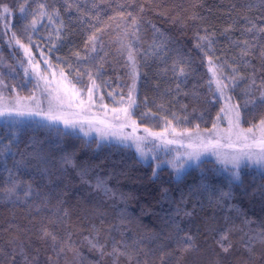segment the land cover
Here are the masks:
<instances>
[{
  "label": "trees",
  "instance_id": "1",
  "mask_svg": "<svg viewBox=\"0 0 264 264\" xmlns=\"http://www.w3.org/2000/svg\"><path fill=\"white\" fill-rule=\"evenodd\" d=\"M40 2L0 0V10L5 5L10 9L12 15L8 19L12 31L17 33L22 42L28 43V35H31L36 59H40V51H43L52 62L53 69L49 72L55 71L58 75L60 68H63L69 79H72L77 69H89L95 73L103 65L97 80L101 88L95 94L97 104L94 109L97 113L102 109L97 106L100 104V95L109 104L113 102L108 96L109 91H114L116 100H119L120 94L126 98L128 87L132 84L126 62L127 52L120 50L118 42L123 37L125 27L131 24V17L123 21L118 14L123 12L127 17L131 12L140 18V40L135 44L140 50L137 54L139 74L136 81L138 106L132 116L140 127V133H143L144 127L162 131L165 124L162 117L172 119L173 112L180 117L179 121L174 120L177 131L186 128L194 130L196 125H199L200 132L212 128L225 100H221L219 94L213 96L209 91L211 74L207 70V59L195 47L198 35L214 34V57L220 58L217 62L236 64L241 76L245 77L238 81V86L226 93L233 97L232 103H242L244 91L254 71L257 83L264 75V61L260 58L264 36H257L252 41V34L243 31L249 26V21L257 25L264 24V5L260 4V0H68L72 3L70 10L66 0H43L48 5V12L57 9L59 19L64 22L59 40L55 35L58 22L57 25H49L46 18L35 32L22 31V25L30 22L31 16L24 20L20 6L26 4L31 11ZM141 7L144 8L142 13ZM97 13L98 20L95 19ZM0 15H3L2 11ZM89 25L104 29L98 34L103 48L98 44L97 52L89 53L95 57L94 60H77V52L81 57L86 55L85 40L94 31ZM152 25L159 29L155 41L167 44L159 55L149 48L154 42ZM10 36L11 32L4 35L0 30V57L3 58L0 78L8 85L3 89V95L9 101L16 96L22 101H29L28 97L36 92V80L25 82L19 63L24 59L23 51L14 43L9 46ZM242 39L257 44L252 50L253 54L246 58L247 66L240 61L242 45L232 44V41ZM53 42L56 47L49 53ZM164 52H167L166 58ZM178 55L191 61L189 75L180 78L179 91L176 90L178 81L171 71L172 62ZM233 57L236 59L233 60ZM24 62L26 65V60ZM9 65L15 66L16 72L11 73ZM68 65H71L70 69ZM41 67H45L42 62ZM226 71L231 73L227 65ZM82 83H88L87 76L83 77ZM13 87L16 88L15 92L12 91ZM211 88L214 90L215 84ZM45 105L46 102L41 107L47 110ZM144 112L156 115L142 118ZM185 115L189 117L187 121L183 120ZM261 115H264V108H249L242 127H249ZM18 119L27 123L41 118L33 116ZM221 124L223 120L218 122V126ZM57 126L63 129L62 124ZM8 134L5 118L0 117V150L8 144ZM168 138H172L170 132ZM33 139L43 141L44 149L49 152L52 163L46 175H42L36 167L37 162L27 156L31 149L26 146ZM98 139L95 132L87 138L78 130L72 135L60 136L54 131L32 125L24 128L14 142V155L6 153L0 156V264H11L10 254L14 251L19 253L21 249L30 260L32 257L37 258L33 264H113V257H101L85 240V237L95 238L97 234L101 243L107 242L109 252L116 240L123 238L131 244L134 240L142 239L143 243L138 246L142 249L138 252L139 264H264V240L259 237L264 232V174L261 171L242 165L240 180L231 184V197L217 201L219 190H229V174L216 161L201 159L177 178L166 163L167 156L159 154V160L148 158L144 161L134 146L126 147L110 138L101 140L98 145ZM56 145L60 148L57 149ZM64 151L72 154L75 167L62 165L60 157ZM22 159L25 162L18 165L16 162ZM157 164L160 166L153 176V168ZM81 169H87V176L83 179L79 174ZM97 178L106 181L108 188L116 193L115 199H108L95 190ZM13 179L20 182L19 188L16 195L8 198L2 190ZM202 182L217 190L211 200L209 192L197 191ZM28 184L32 185V190L29 196H25ZM177 208L181 209L179 216L175 215ZM122 209L126 210L131 221L124 237L111 227L118 223L117 214ZM183 212H192L193 215L185 216ZM173 217L184 230L181 235L186 232L193 237V249L182 252L174 238L168 239L172 233L168 221ZM57 218L61 219L55 225L49 223L50 219ZM43 226L55 230L61 240L67 239L68 233H71V247L74 250L69 251L65 247L58 254V249L64 245H57L54 250L50 240L41 239L40 229ZM225 231H229L226 243L232 245L227 253L222 251L217 242ZM249 236L254 238L249 240ZM136 256L134 253L131 262L128 257H120L119 264H137ZM16 264H23L20 255L16 256Z\"/></svg>",
  "mask_w": 264,
  "mask_h": 264
},
{
  "label": "snow or ice",
  "instance_id": "2",
  "mask_svg": "<svg viewBox=\"0 0 264 264\" xmlns=\"http://www.w3.org/2000/svg\"><path fill=\"white\" fill-rule=\"evenodd\" d=\"M67 8L70 10L72 8V3L66 0ZM260 4L264 5V0H260ZM95 7V4L93 5ZM48 5L41 0L35 9L31 11L28 10L26 4L20 6V13L22 18L27 20L28 16H31V20L28 23L22 25V31L24 33L35 32L37 26L43 19H47L49 25H57L55 30V35L57 40L62 36L61 29L64 27L63 20L59 19V11L53 9L52 12H48ZM79 11V8H77ZM3 15H0V30H2L4 35L11 32L9 37V46L11 47L14 43L19 49L23 51L24 59L20 60V66L23 68L25 82L30 80H36L35 88L37 91L41 89V84L43 85L42 95H45L48 100L47 110L40 106V101L37 100L36 92L34 91L31 96L28 97L29 100H36L35 107H29L27 104L22 102L19 96L15 97V103L9 104L4 101L6 98L3 95V89L7 88L8 85L5 83L3 78H0V117L5 118V125L9 129V134L6 137L8 139V144L3 146L0 150V156H4L6 153L13 154L12 148L14 142L17 140L20 133L24 128L31 127L34 125L36 128H45L49 132H56L57 135L66 136L76 133L78 130L83 137L87 138L90 133L95 132L97 137V144L99 145L101 140H107L109 137L114 138L117 142L123 144L126 147H135V151L141 160L147 161L149 155L151 154L152 160H159V154L164 153L165 156H171L166 163L173 169V172L177 178L182 177L186 173L187 162L199 161L201 157L205 154H211L215 157L216 164L223 166V171L228 173L229 190H219V196H216L217 201L228 199L231 197V184L240 180V169L241 166L245 167H255L257 170L264 174V115H261L260 119L256 122L250 123L247 128L242 127V121L244 119L245 113L251 109L264 108V75H261L260 82L257 83L255 71L251 75V82L244 91V100L242 103H232L233 97L231 95H226L238 86V81L245 79L241 76L236 64H229L227 61L220 62L219 57H214V34L198 35L196 38L195 47L200 49L204 53L208 63V72L211 74V79L208 81L209 91L212 92L213 96L219 94L221 100H225L224 105L220 108L217 113L216 119L213 121L212 128L208 129L209 135L207 137L200 134L199 125H196L194 130L184 129L183 131H177L174 126V120L179 121L180 117L176 116V113H172V119H167V117H162L165 124L162 131H153L149 127H144L142 129L144 135H137L140 131V127L132 116L135 115V108L137 105L136 100V81L138 79V64L137 54L139 49L136 48L135 44L140 40V18L133 16L131 12L127 14V17L123 12L118 15L121 20L127 21L128 17H131V24L125 27L123 32V37L119 39L120 50H126V62L130 69V77L132 79V84L128 87L127 97L120 94L119 100H116V95L114 91H109L108 96L112 98L113 102L118 107H113L111 112L113 113L112 121L108 119H98L94 115H88L91 109L96 106L97 100L95 94L100 91L101 86L97 83L100 75V69L103 67L101 64L97 68L96 72L89 69L81 71L76 70V76L69 79V75L65 74L63 68L59 70V79H57V73L52 71L51 79L48 76V72L53 69L52 62L46 58L45 53L40 51V59L37 60L33 55L31 35H28V43L22 42L18 38L17 33L12 31V25L8 17L12 15L10 9L5 5L2 10ZM144 8H140L142 13ZM115 17H110L114 19ZM95 19H99V13L96 14ZM264 19V18H262ZM90 28H94V31L88 35L85 40V52L86 55L81 57L77 52L75 55L77 60H94L95 57L91 56L89 53L97 52V45L103 48V42L101 40L99 33L104 31L103 28L95 27L94 25H89ZM119 28L120 25H117ZM154 30V42L153 45H149V48L153 50L154 54L159 55L167 47V44L163 41L157 43L155 41V34L159 33V29L152 25ZM131 29V31L129 30ZM247 34H252V41L257 39V36H264V24L257 25L249 21V26L244 30ZM51 36V33H50ZM50 38V37H49ZM234 46H240V61L246 66L248 65V60L246 59L252 55V50L257 47V44L249 41L248 39H242L237 41H232ZM56 47V43L53 42L52 48L49 49V53ZM167 57V52H164V58ZM260 58L264 61V45L260 46ZM59 59V58H57ZM236 58L233 57V60ZM26 60V65L25 61ZM3 62V58L0 57V63ZM41 62L45 66L41 67ZM226 65L231 68V73L226 71ZM9 70L11 73L16 72L15 66L9 65ZM58 67V65H57ZM69 69L71 65H68ZM191 70V61L185 59L183 56L178 55L176 59L173 60L171 71L174 77L177 79L176 90L181 89L180 78H187ZM264 72V69H262ZM87 76L88 83L83 84V77ZM215 84V89L211 88V85ZM78 85H81L78 87ZM12 91L15 92L16 88L13 87ZM86 93V99L84 98ZM258 93V94H257ZM104 96H99L100 107L104 109L105 115L108 112V105L103 103ZM65 109H75V111H65ZM155 113L144 112L141 117H155ZM40 117V120L29 121L27 123L21 121L18 118L22 117ZM189 117L185 115L183 117L184 121H187ZM225 120L227 122L226 129L218 128V122ZM62 124L63 129L59 128L57 125ZM126 128H131V132H125ZM171 133L173 138H168V133ZM177 137L186 138L177 139ZM226 140V144H222L221 141ZM131 141V144L128 142ZM43 141L33 139L32 143L26 147L31 149L27 152V156L37 162L36 167L42 175L49 173V165L52 161L49 158V152L43 147ZM178 145L179 148H173L170 146ZM57 149L60 148L59 145L55 146ZM229 149L228 151H222L221 149ZM179 149H184L185 151L180 152ZM175 152V155H171ZM25 161H17L16 163L23 164ZM60 162L64 167L72 166L75 167L72 154L64 151V154L60 157ZM164 163V161H161ZM159 164L153 168V176L157 174V168ZM190 167V165H188ZM80 176L83 179L87 176V169H81ZM9 175L12 176L13 173L9 170ZM20 182L12 180L2 191L3 195L11 198L16 195L19 188ZM95 190L103 193L108 199H115L116 193L108 188L106 181L97 178L94 185ZM32 185L28 184V188L24 195L29 196L31 194ZM167 190H165L166 192ZM197 191H206L210 193L209 199L211 200L213 196L216 195V189L210 188L207 183H201ZM19 199V197H17ZM37 211H39V206H37ZM181 214V209L177 208L176 216ZM67 215V212L64 213ZM185 216L193 215L192 212H183ZM118 223L112 225L111 227L120 232L121 237H124L128 231V225L131 223L129 220L126 210L122 209L117 214ZM50 219L49 223L55 225L58 220ZM168 223L172 227V233L169 235L168 239H175L177 247L182 252H187L194 248L193 237L184 233V230L180 227V224L173 217L170 218ZM247 223V221H246ZM230 231V230H229ZM229 231L222 232L219 240L217 241L223 252L227 253L232 247L231 244L226 243L229 238ZM41 239L45 241H51L54 250L57 249V245H64L58 249V254L65 250V247L69 251H73L71 245V233H68L67 239L61 240L57 232L50 229L48 226H43L40 229ZM261 240H264V232L259 234ZM249 240L254 237L249 236ZM85 240L89 246L100 253L101 257L111 256L113 257V264H119L120 257H128L129 261L133 258L134 253L137 254V264L138 252L141 251L138 246L143 243V240H134L131 244L125 239L116 240L113 244L111 251H107V242L101 243L99 235L95 238L85 237ZM20 255L23 260V264H33L37 258L32 257L30 260L27 255L24 254L23 249L19 253L15 251L10 254L11 264H16V256ZM163 260V256L161 257Z\"/></svg>",
  "mask_w": 264,
  "mask_h": 264
},
{
  "label": "rangeland",
  "instance_id": "3",
  "mask_svg": "<svg viewBox=\"0 0 264 264\" xmlns=\"http://www.w3.org/2000/svg\"><path fill=\"white\" fill-rule=\"evenodd\" d=\"M48 74V76H49V78L51 79V75H52V73L51 72H48L47 73ZM57 79H59V75H57ZM34 83L36 84V82L34 81ZM42 91H43V85L41 84V89L39 90V91H37L36 90V97H37V100H39L40 101V106H43L44 107V102H46V105L45 106H47L48 107V100H47V97L45 96V95H42L41 93H42ZM6 98V97H5ZM86 99V98H85ZM5 103H9V104H14L15 103V99H12V101H9V98H6V100L4 101ZM23 103H25V104H27V105H30V107H35V105H36V100H26V101H22ZM103 103L104 104H107L108 105V112H107V115H105V112H104V109L102 108V107H100V104H98L97 106H98V108L100 107V108H102L101 110H100V113H97V111H96V109H94V108H96V107H93L92 109H91V112H89L88 113V115H94V116H96L98 119H108L109 121H112V117H113V113L111 112V109L113 108V107H118L119 105H117V104H115L114 102H111V103H105L104 101H103ZM223 105H224V102H223ZM65 111H75V109H65ZM218 128H220V129H226L227 128V122L225 121V120H223V124H221V125H219L218 126ZM126 133L127 132H131V128H126L125 130H124ZM200 134L201 135H203V136H205V137H207L208 135H209V133H208V131L207 132H200ZM137 135H144L143 133H140L139 131H138V133H137ZM110 139H114V138H112V137H109ZM173 138V137H172ZM171 139V138H170ZM178 139V138H177ZM179 139H185V142H186V138H179ZM221 143L222 144H226L227 143V141L226 140H222L221 141ZM128 144H131V141H129L128 142ZM171 147V146H170ZM174 148V147H173ZM175 148H179V146L178 145H176L175 146ZM222 151H228L229 149H221ZM179 151L180 152H183V151H185L184 149H179ZM162 156H165L164 155V153L162 152V153H160ZM171 155H175V152H173ZM148 158H151V154L149 155V157ZM171 158V156H167V160L168 159H170ZM201 159H204V160H213V161H215V157L214 156H212L210 153L209 154H205V155H203L202 157H201ZM200 159V160H201ZM199 160V161H200ZM199 161H196L195 163H193V162H187V164H186V168H188L189 166L188 165H190V167L191 166H194L197 162H199ZM222 168H223V166L222 165H220Z\"/></svg>",
  "mask_w": 264,
  "mask_h": 264
}]
</instances>
